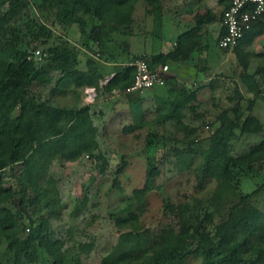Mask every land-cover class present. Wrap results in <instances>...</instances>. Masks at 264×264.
Returning a JSON list of instances; mask_svg holds the SVG:
<instances>
[{
	"label": "trees",
	"instance_id": "1",
	"mask_svg": "<svg viewBox=\"0 0 264 264\" xmlns=\"http://www.w3.org/2000/svg\"><path fill=\"white\" fill-rule=\"evenodd\" d=\"M139 2L146 3L153 15L162 11L163 0H0V239L6 243L0 264H94L87 257L97 247L95 238L86 241L72 228L62 234L52 228L51 220L63 206L53 166L87 156L100 172L106 170L109 161L99 151L95 121L104 113L97 112L94 104H54L37 88L50 85L55 95L93 86L98 95L107 96L108 106L121 97L130 103L134 122L124 127L126 132L149 124L142 94L123 93L135 74L129 63L142 57L155 68L169 58L184 60L190 55L184 56L182 40L161 60L130 53L120 38L134 32ZM224 2L222 21L230 5L229 0ZM253 33L249 42L264 33V14L252 21L232 49L246 89L237 81L227 87L232 105L209 118L207 111H199V94L205 86L199 85L177 89L175 98L156 106L154 127L146 137L147 150L153 154L148 156L145 184L132 195L121 193L112 218L124 233L99 264H190L192 258L199 259L198 264H264V209L259 202L264 196V122L254 113L256 103L264 100V51L243 47ZM224 34L225 29L220 39ZM38 49L41 59L35 54ZM255 59L258 65L252 71ZM110 74L112 78L100 85ZM114 90L122 93L114 95ZM194 117L203 124L193 126ZM166 123L183 130L185 147L190 152L199 147L203 160L196 168L193 191L176 200L169 197L164 204L166 222L144 228L140 214L145 212L146 198L162 187L157 182L162 174L159 163L170 161L173 154L176 170L183 152L175 144L167 148L176 131L168 135ZM249 136L262 137L247 148L236 146ZM161 145L168 151L159 158ZM246 181L254 188L244 190ZM209 182L214 187L204 194ZM112 186L122 191L117 177ZM87 201L85 197L81 208ZM125 231L129 235L123 236Z\"/></svg>",
	"mask_w": 264,
	"mask_h": 264
},
{
	"label": "rangeland",
	"instance_id": "2",
	"mask_svg": "<svg viewBox=\"0 0 264 264\" xmlns=\"http://www.w3.org/2000/svg\"><path fill=\"white\" fill-rule=\"evenodd\" d=\"M255 35L256 33H253L250 37H255ZM253 48L255 51H264V33L256 37ZM257 65L258 61L255 59L250 67L251 70H255ZM238 68L240 71L241 67H238L236 55L232 53L229 55L227 66L223 67L224 70L220 74L222 77L216 80L217 82L212 83L215 87L203 88L200 91L201 106L199 111H207L209 118H212L229 104L227 87L234 86L238 82L243 87V91L246 90L240 80ZM50 88V85L46 89L41 86L37 88V91H44V95L48 96L57 105L73 107L87 103L81 97V94L85 96L84 88L64 94L60 92L55 95L52 94ZM106 97L102 93L97 95L94 102L97 109H100L99 104L104 103ZM119 99V104H115V108L111 107L110 111L103 112L104 115L97 117L95 120L99 129V151L104 153L109 161L106 170L100 172L95 160L92 161L87 156L74 162H64L63 165L55 163L53 166L54 173L58 178L63 206L59 216L51 220L52 228L57 234H62L67 229L72 228L77 237L82 234L83 237H80L86 241L95 238L97 247L87 257L88 262L94 264H99L104 252L116 244L118 238L124 233L119 232V229L115 227L112 214L119 210L117 206L119 205L121 193L132 195L134 189L144 186L147 178L148 156L153 154L151 153L153 150L148 151L146 147L147 133L149 129L154 127L152 119H154L156 113L151 108L153 105H150L148 101L143 102V112L146 121L150 123H145L143 127L133 132H126L124 127L133 123L134 118L130 111V103L123 100V97ZM254 113L264 122V100H259L256 103ZM192 122L193 126L203 124L202 119L197 117H194ZM165 126L168 135L172 134L170 132L176 131L172 123H166ZM212 126L210 125V128ZM162 129L163 127L160 128L161 131H163ZM261 137H242L236 146L243 149L247 148L252 142H258ZM184 139H186L185 132L183 130L176 131L174 141L167 147L170 149L175 144L183 151L176 170L174 164L176 157L172 158L171 155L173 154L169 156L170 161L159 163L162 174L158 177L157 182L162 183V187L159 191L150 192L146 198L145 212L140 214L142 227L144 228L155 229L160 227L162 223L166 222L164 204L167 199L169 197L173 200H176L177 197L181 198L183 193L192 192L193 187L196 185L195 172L203 157L199 147H193V152H190L182 142ZM161 147L162 145L156 152L159 158L166 155L168 151V149ZM121 167L122 172L118 173L117 171ZM116 177L122 191L112 186ZM213 187L214 183L209 182L203 193H210ZM242 188L251 190L254 185L250 181H246ZM85 197L88 201L81 208L80 203ZM259 202L264 209V196L260 198ZM83 229L84 232L80 233ZM127 235L129 234L125 231L123 236ZM5 245L4 240L0 239V252L4 250ZM129 249L133 250L134 246L129 247ZM198 262L199 259L196 258L190 260V264H198Z\"/></svg>",
	"mask_w": 264,
	"mask_h": 264
},
{
	"label": "crops",
	"instance_id": "3",
	"mask_svg": "<svg viewBox=\"0 0 264 264\" xmlns=\"http://www.w3.org/2000/svg\"><path fill=\"white\" fill-rule=\"evenodd\" d=\"M224 3V0H163L162 11L158 15L148 12L146 3H138L134 32L120 38L128 43L126 47L130 53L134 56L148 57L152 61L161 60V56L165 57L175 52L182 40L184 56L190 55L184 60L169 58L166 62L170 67L166 83L142 93L143 102H150L154 111L163 100L175 98V90L183 87L192 90L199 85H205L204 89L212 88L210 83L217 82L216 80L222 77L220 74L224 70L223 67L227 66L229 55L234 53L232 50L224 51L218 44L224 30L221 19ZM252 38L254 37L249 36L243 44L247 50H254V41L249 42ZM124 51L123 48L120 49L121 54ZM157 67H161V64L159 63ZM75 90L77 89L71 91ZM60 92L64 94L69 91ZM81 97L84 100L82 94ZM119 100L110 102L111 106L101 103L100 109L96 108L95 103L91 104H94L92 106L97 112L99 110L105 112L110 111L111 107L115 108ZM123 100L126 99L123 97ZM83 105L85 104L78 107Z\"/></svg>",
	"mask_w": 264,
	"mask_h": 264
},
{
	"label": "built area",
	"instance_id": "4",
	"mask_svg": "<svg viewBox=\"0 0 264 264\" xmlns=\"http://www.w3.org/2000/svg\"><path fill=\"white\" fill-rule=\"evenodd\" d=\"M230 5L224 11L223 27L225 34L219 40L221 49L232 50L241 39L245 32L252 26V21L264 14V0H229ZM38 59H41L43 52L38 49L35 51ZM135 67V74L132 83L126 87L123 93L139 92L144 93L156 86L163 85L167 81L169 65L165 64L161 67L152 68L149 62L139 57L129 63ZM113 75L106 76L100 81V85L106 84ZM84 99L87 104L94 103L98 95V91L93 86L84 88ZM114 95H120L122 92L114 90Z\"/></svg>",
	"mask_w": 264,
	"mask_h": 264
},
{
	"label": "clouds",
	"instance_id": "5",
	"mask_svg": "<svg viewBox=\"0 0 264 264\" xmlns=\"http://www.w3.org/2000/svg\"><path fill=\"white\" fill-rule=\"evenodd\" d=\"M89 104H91V103H89Z\"/></svg>",
	"mask_w": 264,
	"mask_h": 264
}]
</instances>
